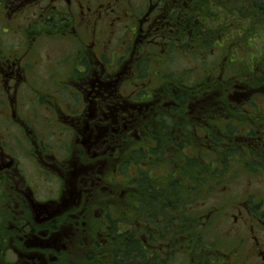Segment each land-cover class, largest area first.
Wrapping results in <instances>:
<instances>
[{"label":"flooded vegetation","instance_id":"obj_1","mask_svg":"<svg viewBox=\"0 0 264 264\" xmlns=\"http://www.w3.org/2000/svg\"><path fill=\"white\" fill-rule=\"evenodd\" d=\"M4 1L10 19L25 4L33 5L35 17L24 28L26 45L0 48V264H71L87 259V252L76 257L72 243L101 236L107 247L98 263L87 264H153L154 256L162 264H238L236 256L248 245L250 257L264 264L256 235L264 233V197L232 203L237 213L229 217H244L243 234L213 261L215 252L205 261L197 240L195 249H177L171 260V199L185 196L173 193L166 163L138 154L161 146L170 158L179 151L186 156L187 144L202 146L199 122L192 133L183 131L185 106L197 101L186 98V70L169 65L188 46L199 47L195 31L202 16L214 24L226 11L218 14L214 0H203L210 6L203 14L202 0ZM119 27L124 32L115 37ZM39 36L66 48L46 74L34 48ZM187 116L201 118L196 107ZM144 176L148 186H142ZM160 185L163 193L156 190ZM200 199L190 200L191 210ZM175 207L181 221L185 201ZM160 228L164 243L155 245ZM131 240L146 250L130 258L120 249L112 253L111 246Z\"/></svg>","mask_w":264,"mask_h":264},{"label":"trees","instance_id":"obj_2","mask_svg":"<svg viewBox=\"0 0 264 264\" xmlns=\"http://www.w3.org/2000/svg\"><path fill=\"white\" fill-rule=\"evenodd\" d=\"M214 2L226 11L222 12L224 15L216 18L214 24L208 22V17H202L195 31L198 38L195 42H199V47L188 46L185 51L180 52L183 57L189 55L197 61L202 60L200 68L195 67L194 72L186 71L181 75L186 83L184 88L186 98L197 100L190 104L186 99L185 110L188 111H186L184 135L186 136L190 131L192 133L193 125L199 122L202 146L187 144V148H192V156H188L187 153L183 156L179 151L178 155H170V158H167L165 155L167 153L161 146L148 148L146 153L141 150L138 152L140 159L152 156L154 160L166 163L169 170L167 182H170L171 188L173 187L175 191L173 193L179 195L181 192L182 196H185L179 202L171 199L170 213L172 210L171 215L176 218H172L169 225L171 260L178 258V251L175 249L177 243L181 242V245L190 250L191 247L195 249V240H197L196 244L204 241L202 230L195 221L197 214L190 209V200L193 201L195 195H201L203 189L210 185L209 178L218 174L223 176L222 165L247 161L252 167H256L259 159H264V104H261L264 103V26L262 25L264 14H261V11L264 12V0H229L226 9L220 4V0ZM4 5L6 1L0 0V8L6 10ZM237 7L244 13L247 12V15L243 16L244 13L239 12L240 9ZM232 13L240 20L251 17L252 19L249 20L251 27L244 28L238 21L226 24V18L233 15ZM237 26L243 28H236ZM208 54L214 57V60L208 61ZM206 59L209 64H206ZM248 94L250 97L244 100ZM195 107L196 112L201 115L200 120H195L196 122L190 120L192 116H187L190 108L194 110ZM245 138L250 140L246 141ZM211 140H215L213 142L217 144L208 145ZM176 148L181 149L182 146ZM194 153H197L196 156ZM141 182L142 186L149 185L146 176ZM156 190L158 193H163L164 185H160ZM184 201L186 207L180 209L182 211L180 214L184 213L181 222L177 220L178 211L175 206ZM112 229L115 233L114 227ZM162 230L163 228L159 230L160 242L154 241L155 245L164 243ZM123 234L130 235L128 231ZM118 242L120 243L119 240ZM77 243L84 246L83 242ZM103 244L97 241L89 242L85 246L87 251H83L87 252V259H78V264H87L91 261L98 263L100 253L107 247ZM108 247L106 251L112 248V253H115L120 249L119 252L129 258L132 251L146 250L139 240L125 241L119 245V248ZM161 258L154 256L153 264H162Z\"/></svg>","mask_w":264,"mask_h":264},{"label":"rangeland","instance_id":"obj_3","mask_svg":"<svg viewBox=\"0 0 264 264\" xmlns=\"http://www.w3.org/2000/svg\"><path fill=\"white\" fill-rule=\"evenodd\" d=\"M224 1L226 2L220 4L224 5L225 7L226 5L228 6L229 0ZM26 6L27 4L23 5V7L27 9H22V12L20 14L12 15L10 13L11 16L14 17V19L9 18V10L6 11L5 9L0 8V48L3 51H6L7 49H11L13 47L20 48L21 42L22 44L26 45L23 39L24 28H27V25L35 17V10L34 8H31L33 7V5H30L28 7ZM42 6H44V4H42ZM199 7L202 14L207 10L209 11L208 1L203 2L202 0ZM237 9L240 8L237 7ZM216 10L217 13L220 14L224 9L218 7L216 8ZM212 12L214 13L215 11ZM239 12H241L242 14L244 13L243 11H241V9L239 10ZM246 13H244L243 16L247 15ZM232 14L233 15L226 18V24H228L229 22L234 23L238 21L240 22V26H243L244 28L251 27V23L249 22V20L252 19L251 17L240 20L236 15H234V13ZM202 17L205 18L206 16ZM217 17H220V15H218ZM212 23L215 22L212 21ZM262 25L264 26V23ZM123 26L125 27V25ZM243 27L237 26L236 28L241 29ZM123 32V28L119 27L118 33L116 34V36H114L118 37ZM111 35L112 33L108 30V28L104 29V40H110ZM24 38L25 41L28 42L29 37L26 34L24 35ZM38 39H40V41L34 45V48H36L38 59L40 61V64L42 65L41 73L46 74V68L52 65L63 54L66 48L63 45H55L54 43H57L56 41H52L49 38H44L43 36H39ZM171 58L172 62L169 65L171 71L184 68L186 71L194 72L195 67L200 68V65L202 66V60L197 61L189 55L183 57L180 53L178 55L172 56ZM207 59L208 61H211L214 60V57L208 54ZM207 59L206 64H209ZM244 100H247V98L245 97ZM261 104L264 103L261 102ZM186 149L188 155L192 156V148ZM259 160L260 161L256 167H252L247 161H238L237 163L227 164L226 166L222 165L221 168L224 171L223 176L221 174H218L213 178L208 177L210 179V185L208 184L209 186L203 189L200 195L201 199L198 201V203L195 204L196 207H194L195 214H197V216L200 214L202 215L200 219L198 218L196 220L198 221V225L200 226L202 234L204 235L203 243L200 242V245H204V247H201L199 254L203 256L205 261H207L205 257H209L212 255L211 253L215 252L214 255L210 257L211 261H213L216 256H219V253L222 250H225V247L229 246L230 244H235L236 240H238L243 234L240 223L242 222L244 217H241L239 215V220H237V222L232 221V216L229 217L230 214L237 213L233 211V204H236L237 201L248 199L253 200V202L256 203L259 202L260 198L262 199L264 197V159L260 158ZM160 172L161 169L156 168L152 172V176L157 179L156 176ZM129 173H133V171L131 170L129 171ZM213 213L216 214L212 216ZM185 214H187V212H185ZM206 214L211 215L209 220H205ZM242 214L245 213L243 212L241 213V215ZM93 217L96 218V211L93 213ZM91 229H94V226H91ZM256 235L258 236L257 239L259 242V248L264 252V233L258 232ZM96 240H98L97 242H101L102 236L96 237ZM82 244H84L83 247L80 245V243L73 244V251L76 253V257L80 256V254H83V251H87V247L85 246L88 243L83 242ZM182 247L184 246L181 245V242H179L177 243L175 249H181ZM241 251L242 255L236 256L239 259V261H237L238 264H240V262L241 264H258L257 259L250 257L252 252V248L250 247V245L246 246ZM224 258L227 259L225 256ZM78 263L79 260L77 258H74L71 264Z\"/></svg>","mask_w":264,"mask_h":264}]
</instances>
